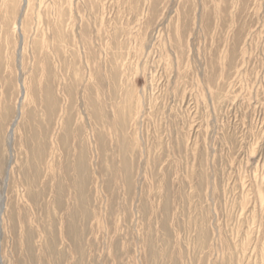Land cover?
<instances>
[{
  "label": "rangeland",
  "instance_id": "374dc122",
  "mask_svg": "<svg viewBox=\"0 0 264 264\" xmlns=\"http://www.w3.org/2000/svg\"><path fill=\"white\" fill-rule=\"evenodd\" d=\"M1 202L0 264H264V0H0Z\"/></svg>",
  "mask_w": 264,
  "mask_h": 264
},
{
  "label": "bare ground",
  "instance_id": "6f19581e",
  "mask_svg": "<svg viewBox=\"0 0 264 264\" xmlns=\"http://www.w3.org/2000/svg\"><path fill=\"white\" fill-rule=\"evenodd\" d=\"M14 132H15V131L13 130V128H11V129H10V137L13 136ZM9 144H11V141L9 142ZM2 201H3V200H2ZM4 207H5L4 203L1 202V203H0V221H1L2 217H3ZM0 224H1V222H0ZM0 244H1V241H0ZM0 246H1V245H0ZM2 262H3V258H2L1 252H0V263H2Z\"/></svg>",
  "mask_w": 264,
  "mask_h": 264
}]
</instances>
